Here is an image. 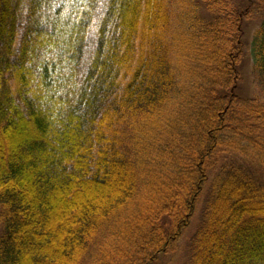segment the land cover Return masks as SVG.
Here are the masks:
<instances>
[{
	"label": "trees",
	"instance_id": "16d2710c",
	"mask_svg": "<svg viewBox=\"0 0 264 264\" xmlns=\"http://www.w3.org/2000/svg\"><path fill=\"white\" fill-rule=\"evenodd\" d=\"M248 16L0 0V264H162L197 214L185 264H264V22L248 101Z\"/></svg>",
	"mask_w": 264,
	"mask_h": 264
},
{
	"label": "rangeland",
	"instance_id": "374dc122",
	"mask_svg": "<svg viewBox=\"0 0 264 264\" xmlns=\"http://www.w3.org/2000/svg\"><path fill=\"white\" fill-rule=\"evenodd\" d=\"M234 8L240 10L249 9L248 19L244 23V37H243V62L240 69L241 84L238 94L245 100H253L258 96V87L253 74L254 59L252 54L253 41L257 30L264 22V0H229ZM206 7L201 6V14L207 19L211 18L210 12ZM251 10V11H250ZM264 104V101H262ZM198 214L193 219V222L180 239L174 253L163 257L162 264H185L187 257L188 242L194 233L197 224ZM186 256V257H185Z\"/></svg>",
	"mask_w": 264,
	"mask_h": 264
}]
</instances>
